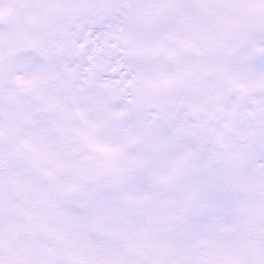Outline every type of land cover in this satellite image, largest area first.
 Listing matches in <instances>:
<instances>
[{
    "label": "snow or ice",
    "instance_id": "6c2138e0",
    "mask_svg": "<svg viewBox=\"0 0 264 264\" xmlns=\"http://www.w3.org/2000/svg\"><path fill=\"white\" fill-rule=\"evenodd\" d=\"M0 264H264V0H0Z\"/></svg>",
    "mask_w": 264,
    "mask_h": 264
}]
</instances>
